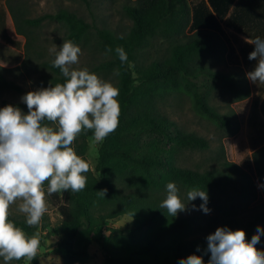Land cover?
Segmentation results:
<instances>
[{
	"label": "trees",
	"instance_id": "1",
	"mask_svg": "<svg viewBox=\"0 0 264 264\" xmlns=\"http://www.w3.org/2000/svg\"><path fill=\"white\" fill-rule=\"evenodd\" d=\"M83 1L90 3V0ZM124 9L132 20L127 33L120 34L107 27L96 29L101 49L105 52L106 48H112L113 52L106 54L108 59L94 68L120 73L115 85L119 88L118 127L99 145L96 172L86 156L87 139L93 137V131H82L75 139V152L90 165L89 172L85 173L86 185L80 192L69 189L54 193L61 222L48 234L56 238L69 263L84 264L90 260V247L97 241L96 230L128 215L132 218L129 228L111 229L106 238L98 241L105 253L104 264H178L190 254L202 255L207 264L209 234L195 233L199 219H205L204 214L198 217L178 212L171 217L165 209H160L166 184L175 182L178 190L186 192L201 188L208 195H226L232 187L239 191L240 202L250 203L257 197L256 183L248 171L229 160L205 170L181 165L184 150H203L210 144L205 137L178 128L165 103L173 94L186 93L197 113L235 135L240 128L237 117L231 111L221 114L212 100L224 94L230 95L231 101L245 99L250 95L249 82L240 67L227 74L203 65L208 56L223 55L227 46L220 32L197 29L188 0H134ZM10 11L17 32L26 37V55L19 66H33V59L39 53L33 51L37 40L35 29L44 21L64 23L66 38L74 44L87 40L93 28L85 18L67 8L38 17H27L21 6L17 10L10 6ZM153 39L168 40V54L149 62L143 53ZM117 46H122L127 53L128 60L123 64L114 52ZM41 65L52 73V85L63 82L60 69L54 68L51 61H43ZM6 71L0 65V92H21L22 86L7 78ZM253 160L264 189V146L253 153ZM104 189L105 197L98 193ZM9 218L27 235H35V227L28 226L25 219L10 213ZM213 219L219 222V227L243 229L246 240H250L257 227L264 224V211L249 220L233 210L221 220ZM263 243L261 235L255 247L261 250ZM31 264H40L38 254Z\"/></svg>",
	"mask_w": 264,
	"mask_h": 264
},
{
	"label": "clouds",
	"instance_id": "2",
	"mask_svg": "<svg viewBox=\"0 0 264 264\" xmlns=\"http://www.w3.org/2000/svg\"><path fill=\"white\" fill-rule=\"evenodd\" d=\"M123 37L121 36V39ZM254 45L248 55L256 63L247 78L264 84V39L247 40ZM54 68H59L62 83L40 87L21 96L27 112L8 104L0 107V259L3 264L37 256L40 241L9 218V207L20 201L19 212L24 214L28 226H36L48 211L43 185L47 182V195L85 188L90 165L73 149L72 143L85 130L93 131L94 141L102 143L119 124V88L111 81L101 79L87 68L76 69L81 48L72 41H63L59 50H53ZM106 54L113 52L105 49ZM114 52L121 63L128 60L122 46ZM114 76H119L114 70ZM54 125V126H53ZM106 189L98 193L105 197ZM201 200L199 210L210 212L208 193L191 188L180 198L175 182L166 184V196L159 208L175 217L189 202ZM195 209L197 206L192 205ZM264 235L257 227L250 240L243 229L217 227L207 237V264H264V251L255 246ZM178 264H205L202 255L190 254Z\"/></svg>",
	"mask_w": 264,
	"mask_h": 264
},
{
	"label": "rangeland",
	"instance_id": "3",
	"mask_svg": "<svg viewBox=\"0 0 264 264\" xmlns=\"http://www.w3.org/2000/svg\"><path fill=\"white\" fill-rule=\"evenodd\" d=\"M132 1L134 0H90V3L87 4L83 0H7L6 6L0 5V34L5 35L6 40L9 42L8 45L11 43L15 47H19L18 50L13 49V47L10 50L6 47L9 54L3 51L4 48L0 47L2 50H0V65L7 68L5 72L7 78L14 80L23 88L21 92L15 90L1 91L0 107L6 105L4 102L17 103L21 105L18 107L23 112H27V105L21 101V96L29 91L51 85L50 76L52 73L45 69L41 63L46 60L52 62L55 55L53 50L58 51L63 41H68L66 38L67 27L64 23L49 20L44 21L40 27L35 29L37 40L35 42V50L33 51H39V53L33 59V66H19L25 59L26 53L25 48L19 46L17 41H14L16 40L15 32L17 30L10 6L15 10L21 6L27 17H38L45 13H56L61 8H67L85 18L93 25V28L87 40L76 44L81 48V54L78 57V63L73 65V68H87L91 72L96 73L101 79L109 80L116 85L117 78L113 73L96 71L94 69L108 59V56L99 45L96 29L107 27L120 34L127 33L132 26V20L125 13L124 6ZM21 38L22 42L26 40V37L23 35ZM168 46V40H151L143 53L144 59H148L150 62L153 59L160 60L166 57ZM225 63V59L216 54L208 56L203 65L225 73H232L233 69ZM217 96L212 100V103L217 106L218 111L221 114L231 111L238 119L240 128L235 135L226 133L215 123L197 113L191 98L186 93L173 94L165 103L169 116L176 122L178 128L185 132H192L205 137L210 144L209 148L203 150H184L180 158L182 161L181 165L188 168L205 170L219 167L224 160L233 161L251 174L256 183L257 197L255 201H251L250 203L240 202L239 191L231 187L226 195H208L207 206L210 212L207 214L199 210V205L201 204L199 198L189 202L186 210L179 213L198 217L204 214L205 219H199L197 228L195 229L196 235L199 236L214 232L219 227V222L213 218L216 217L221 220L227 215L229 210H233L235 214L247 220L253 219L261 211H264V189L259 181L253 160V153L264 145V129L261 128L262 125H259L258 122L251 121L249 127L252 129L249 133V128L241 117V108L238 109L239 113L236 110V107L239 105L231 101L232 98L228 94L222 95L219 99H217ZM87 142L86 156L91 168L96 172L100 143L95 142L93 137H89ZM72 146L75 150V140ZM43 189L45 191L48 211L42 217L41 222L34 226L36 238L40 241L37 252L40 264H83L80 262L69 263L66 259L65 251L58 247L56 238L49 236V231L61 222V214L56 205L54 193L49 196L46 193L47 186H43ZM186 193V191L179 190L180 198L184 199ZM19 203L20 201H17L11 205L9 213L15 217L25 219L24 214L18 210ZM193 204L197 206L195 209L192 207ZM131 222L132 218L124 215L110 221L106 227L96 230L95 238L97 241L91 245L90 260L84 264H104L105 253L98 241L106 238L110 234L111 229L129 228ZM211 224H215V227L211 228ZM261 228H264V224ZM43 237L45 238L44 240H42ZM259 249L264 251V243ZM0 264H3L2 259H0ZM9 264H31V261L27 258H22L21 261H10Z\"/></svg>",
	"mask_w": 264,
	"mask_h": 264
},
{
	"label": "crops",
	"instance_id": "4",
	"mask_svg": "<svg viewBox=\"0 0 264 264\" xmlns=\"http://www.w3.org/2000/svg\"><path fill=\"white\" fill-rule=\"evenodd\" d=\"M188 1L192 12V22L197 24V29L209 28L221 33V38L227 46V50L221 55L225 59V64L230 66L233 71L234 68L240 67L245 75L251 71L256 61L249 60L248 55L254 50V45L248 43L247 40H253L256 37L264 39V0ZM6 4L7 0H0V5L6 6ZM15 34L16 40L14 41L25 48L26 40L22 42V35L18 32H15ZM6 39L5 35L0 34V47L4 48V52L9 54L6 47L10 50H12V47L15 50L19 49L11 43L8 45L9 42ZM248 82L250 95L245 99L234 102L239 105L236 110L241 108V117L245 120V125L248 126L250 133L252 129L249 127L251 121L258 122L259 125H262L261 128L264 129V84L254 83L250 79H248Z\"/></svg>",
	"mask_w": 264,
	"mask_h": 264
}]
</instances>
